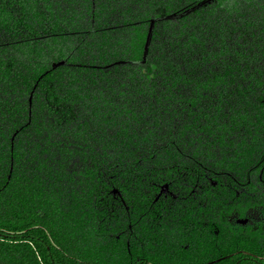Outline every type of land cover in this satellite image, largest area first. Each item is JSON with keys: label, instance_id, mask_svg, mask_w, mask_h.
<instances>
[{"label": "trees", "instance_id": "1", "mask_svg": "<svg viewBox=\"0 0 264 264\" xmlns=\"http://www.w3.org/2000/svg\"><path fill=\"white\" fill-rule=\"evenodd\" d=\"M0 264H264V0H0Z\"/></svg>", "mask_w": 264, "mask_h": 264}]
</instances>
